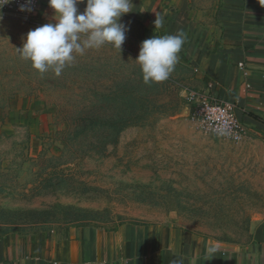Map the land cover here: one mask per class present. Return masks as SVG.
<instances>
[{
  "label": "rangeland",
  "instance_id": "rangeland-1",
  "mask_svg": "<svg viewBox=\"0 0 264 264\" xmlns=\"http://www.w3.org/2000/svg\"><path fill=\"white\" fill-rule=\"evenodd\" d=\"M0 13V226L144 220L248 239L264 218V137L205 132L179 94L178 64L145 83L143 26L121 16V51L86 49L57 76L19 50L54 13Z\"/></svg>",
  "mask_w": 264,
  "mask_h": 264
},
{
  "label": "crops",
  "instance_id": "crops-1",
  "mask_svg": "<svg viewBox=\"0 0 264 264\" xmlns=\"http://www.w3.org/2000/svg\"><path fill=\"white\" fill-rule=\"evenodd\" d=\"M80 4L86 5V0ZM261 4L264 0L260 3L259 0H131V11L122 16L143 26L149 38L184 31L187 38L177 64L186 71L179 94L185 99L189 115L192 106L186 99L188 90H206L236 104L238 117L247 128L246 136L264 137ZM37 12L47 17L54 10L48 0H40ZM157 15L164 16V24L154 29ZM241 64H245V69H241ZM173 261L264 264V218L243 241L216 238L178 224L144 220L114 226L72 223L26 232L0 226V264H173Z\"/></svg>",
  "mask_w": 264,
  "mask_h": 264
},
{
  "label": "clouds",
  "instance_id": "clouds-1",
  "mask_svg": "<svg viewBox=\"0 0 264 264\" xmlns=\"http://www.w3.org/2000/svg\"><path fill=\"white\" fill-rule=\"evenodd\" d=\"M10 2L0 0V9ZM31 2L26 0L20 5V10L32 11ZM83 2L85 0H48L56 22L38 26L26 34L19 50L22 57L30 60L40 73L51 68L59 76L65 66L74 60V54L82 55L86 49L100 48L106 43L121 51L127 28L120 22V17L131 11V0H86V7L80 12L77 5ZM163 24L164 16L157 15L154 29L163 27ZM186 38L184 31L178 30L176 34L154 35L141 42L135 60L141 67L145 83L162 82L169 78ZM173 264L182 262L173 261Z\"/></svg>",
  "mask_w": 264,
  "mask_h": 264
},
{
  "label": "built area",
  "instance_id": "built-area-1",
  "mask_svg": "<svg viewBox=\"0 0 264 264\" xmlns=\"http://www.w3.org/2000/svg\"><path fill=\"white\" fill-rule=\"evenodd\" d=\"M25 3L26 0H11L0 11L34 14L40 8V0H32L29 5L32 11H21L20 5ZM240 67L245 69V64H241ZM186 99L192 106V118L202 129L234 140H241L247 135L246 125L238 117L237 106L233 102L200 89H189Z\"/></svg>",
  "mask_w": 264,
  "mask_h": 264
},
{
  "label": "trees",
  "instance_id": "trees-1",
  "mask_svg": "<svg viewBox=\"0 0 264 264\" xmlns=\"http://www.w3.org/2000/svg\"><path fill=\"white\" fill-rule=\"evenodd\" d=\"M90 126V125H89Z\"/></svg>",
  "mask_w": 264,
  "mask_h": 264
}]
</instances>
